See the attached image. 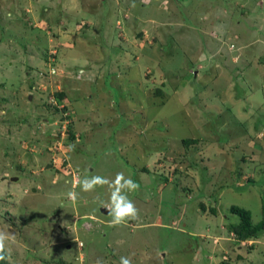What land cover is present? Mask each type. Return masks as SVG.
Wrapping results in <instances>:
<instances>
[{
    "label": "rangeland",
    "instance_id": "rangeland-1",
    "mask_svg": "<svg viewBox=\"0 0 264 264\" xmlns=\"http://www.w3.org/2000/svg\"><path fill=\"white\" fill-rule=\"evenodd\" d=\"M119 172L139 215L113 226L81 181ZM263 200L264 0H0L5 264H264L226 227Z\"/></svg>",
    "mask_w": 264,
    "mask_h": 264
},
{
    "label": "clouds",
    "instance_id": "clouds-1",
    "mask_svg": "<svg viewBox=\"0 0 264 264\" xmlns=\"http://www.w3.org/2000/svg\"><path fill=\"white\" fill-rule=\"evenodd\" d=\"M65 98L66 96H64V98L60 100L59 103H62ZM56 106L58 107V105L55 104V107ZM61 111L68 112L67 119L63 116L61 120L66 119L67 122H69V109H65L63 107ZM105 184H108L113 189L111 193L110 204L106 206V208L109 210V215L112 217L111 224L113 226H117L125 223L128 219H137L139 215L138 209L136 208L133 201L129 199L127 192L137 191L139 189V184L131 178H126L122 172L116 174L114 181H109L99 175H93L91 178H84L81 181L82 190L85 192L93 191L96 186H103ZM68 196L70 199L75 200L77 198V193L69 192ZM7 239L8 235L4 232H0V253L4 251L5 241ZM0 259H5V257L0 255ZM97 264H103V261L97 260ZM119 264H131V260L128 257H120Z\"/></svg>",
    "mask_w": 264,
    "mask_h": 264
},
{
    "label": "trees",
    "instance_id": "trees-1",
    "mask_svg": "<svg viewBox=\"0 0 264 264\" xmlns=\"http://www.w3.org/2000/svg\"><path fill=\"white\" fill-rule=\"evenodd\" d=\"M54 57V60L52 62L49 61V57ZM48 57V61L46 62L51 68L53 65H55V54H50ZM50 72V71H49ZM59 90V89H57ZM63 91H59V93H55L56 98L60 101L63 99L64 96H66L64 94ZM158 93L160 91H157ZM65 109H67V107H64ZM65 140L66 142H63L65 146H69V140L74 139L75 137V133L72 129V121L70 120L69 122L66 123L65 126ZM58 135V134H57ZM185 144H190L192 142H194V139H184L183 141ZM50 164L52 165V162L50 161ZM61 168V167H60ZM58 170H60L58 168ZM201 208L204 210L205 207L203 204H201ZM211 210L214 212V209L211 208ZM229 211L231 214H235L238 216L237 221L235 222H229L226 227L227 230L230 233H233V237L235 239L234 243H239V242H243L246 240H252V239H258L261 237H264V200L262 203V218L254 223L251 220V214L250 211L247 209H244L242 207H239L237 205H231L229 208ZM0 255L5 256V254L2 252L0 253ZM0 264H5V260L4 259H0ZM225 264H227L225 262Z\"/></svg>",
    "mask_w": 264,
    "mask_h": 264
},
{
    "label": "built area",
    "instance_id": "built-area-1",
    "mask_svg": "<svg viewBox=\"0 0 264 264\" xmlns=\"http://www.w3.org/2000/svg\"><path fill=\"white\" fill-rule=\"evenodd\" d=\"M53 54V53H52ZM51 57V56H50ZM50 57H49V61H50ZM53 59H54V57H53ZM51 69H54V68H51ZM54 71V70H53ZM52 73H55V72H52ZM52 98H53V100H54V96H52ZM55 104H57L56 103V101H55ZM58 107L61 109V108H63V103H59L58 104ZM64 113V117L67 119V115H68V112L67 111H64L63 112ZM66 119H63V120H65V123H62L61 124V128H59V130L57 131V134L58 135H61L60 136V138H63L62 139V145H63V142H64V138H65V134H64V132H65V126H66V123H67V120ZM62 135H64L63 137H62ZM56 140V139H55ZM53 147H55L56 149H58V147H57V143L54 141V143H53ZM55 150V149H54Z\"/></svg>",
    "mask_w": 264,
    "mask_h": 264
},
{
    "label": "crops",
    "instance_id": "crops-1",
    "mask_svg": "<svg viewBox=\"0 0 264 264\" xmlns=\"http://www.w3.org/2000/svg\"><path fill=\"white\" fill-rule=\"evenodd\" d=\"M64 6H66V4H65ZM44 10H47V7H46V6H44ZM58 13L62 15V14H63V9H60V11H59ZM47 17H48V16H47ZM49 18H50V20H51V15H49ZM47 20H49V19H47ZM50 20H49V21H50ZM72 44L75 45V41H73ZM65 99H66V98H65Z\"/></svg>",
    "mask_w": 264,
    "mask_h": 264
}]
</instances>
